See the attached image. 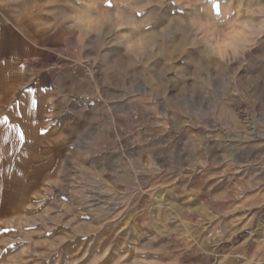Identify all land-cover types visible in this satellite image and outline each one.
Listing matches in <instances>:
<instances>
[{"label": "rangeland", "instance_id": "1", "mask_svg": "<svg viewBox=\"0 0 264 264\" xmlns=\"http://www.w3.org/2000/svg\"><path fill=\"white\" fill-rule=\"evenodd\" d=\"M0 264H264V0H0Z\"/></svg>", "mask_w": 264, "mask_h": 264}]
</instances>
